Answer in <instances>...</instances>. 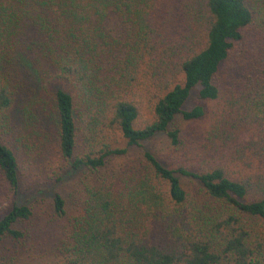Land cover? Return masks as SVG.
<instances>
[{
	"label": "trees",
	"instance_id": "16d2710c",
	"mask_svg": "<svg viewBox=\"0 0 264 264\" xmlns=\"http://www.w3.org/2000/svg\"><path fill=\"white\" fill-rule=\"evenodd\" d=\"M52 142L59 264H264V0H0V264L32 250L21 163Z\"/></svg>",
	"mask_w": 264,
	"mask_h": 264
},
{
	"label": "rangeland",
	"instance_id": "374dc122",
	"mask_svg": "<svg viewBox=\"0 0 264 264\" xmlns=\"http://www.w3.org/2000/svg\"><path fill=\"white\" fill-rule=\"evenodd\" d=\"M242 46H239L241 48ZM236 57H231L230 63L236 66L238 64ZM231 73L234 69L229 67ZM198 92L195 90L192 93V97L189 99L185 108H191L195 101H197ZM218 100L207 102V106L210 111H217L219 108ZM212 114L204 116L202 119L194 122H186V137L189 142H195L197 140L196 134L204 131V129L211 123ZM145 146L152 149L159 154L160 157L172 159L173 153L169 152L168 138L164 135H159L156 138L145 143ZM22 148V147H21ZM42 147L40 146V149ZM139 149L134 150L133 155L139 154ZM45 159L42 161V157H38V160L34 159L30 161H22L21 169V202H32L34 207V215L27 226L31 227L35 231V237L28 245L32 248L31 252L25 254L28 255L24 259L22 258L19 264H59L54 252L55 243L58 241L60 227L64 220L58 218L54 212L52 201L50 199V193L48 189L54 184L57 175L55 171L61 165V159L58 152V147L55 142H52L49 150L44 155ZM128 157L115 158L111 164H117L127 160ZM75 174H73V177ZM72 176V175H71ZM72 178V177H71ZM70 178V180H71ZM0 178V217L1 214L9 208L12 200L8 198V193L1 184ZM72 182L67 183L65 190L67 193L73 190Z\"/></svg>",
	"mask_w": 264,
	"mask_h": 264
}]
</instances>
